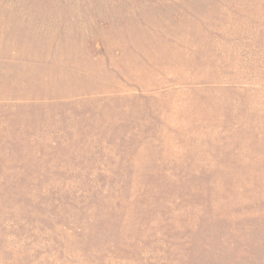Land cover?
Wrapping results in <instances>:
<instances>
[{
	"label": "rangeland",
	"instance_id": "rangeland-1",
	"mask_svg": "<svg viewBox=\"0 0 264 264\" xmlns=\"http://www.w3.org/2000/svg\"><path fill=\"white\" fill-rule=\"evenodd\" d=\"M0 264H264V0H0Z\"/></svg>",
	"mask_w": 264,
	"mask_h": 264
}]
</instances>
